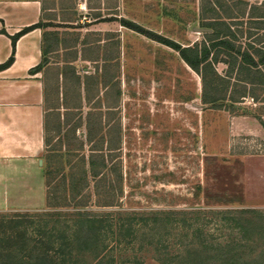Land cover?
<instances>
[{"label":"rangeland","instance_id":"obj_1","mask_svg":"<svg viewBox=\"0 0 264 264\" xmlns=\"http://www.w3.org/2000/svg\"><path fill=\"white\" fill-rule=\"evenodd\" d=\"M123 3L121 15L127 20L183 47L202 40L198 29L203 9L212 6L221 13L223 9L241 13L249 6H264V0ZM119 33L118 42H105V52L92 53L99 58L97 65H78L81 75H89L80 87L87 101H82L80 110L68 113L64 125L55 124L44 156L45 171L48 157H52L51 167L57 173L61 163L71 158L69 153L88 160L91 149L97 146L112 170L103 181L89 176L74 187L64 184L62 174L53 175L50 186L45 182L43 205L35 210H0V228L9 236L12 232L8 227L17 217L21 224L16 231L27 230L36 246L39 239L43 241L38 246L41 249L54 248L53 242L48 244L50 240L60 235L72 238L78 231V211L104 215L106 229L94 247L108 260L114 264H160L156 249L168 247L172 253L185 254L190 246L200 243L194 231L201 230L211 241L231 236L233 224L220 212L255 209L264 213V183L259 181L264 163L248 161L264 156V141L249 134L245 123L231 130L234 116L258 118L261 106L251 99L221 109L203 105L201 78L178 52L132 30L121 27ZM217 68L223 73L226 66ZM70 84L68 97L54 106H75L77 88ZM256 93L264 99V92L258 89ZM87 122H97L107 142H99L97 136V143L90 144ZM92 128L95 131V126ZM111 148L114 150L109 152ZM78 159L71 158L73 165ZM75 173L78 180L80 171ZM170 211L189 213L185 215L186 226L180 222L183 215L168 221L151 214ZM129 222H134L131 233L124 230L119 234V224ZM84 253L80 263H93L91 250Z\"/></svg>","mask_w":264,"mask_h":264},{"label":"crops","instance_id":"obj_2","mask_svg":"<svg viewBox=\"0 0 264 264\" xmlns=\"http://www.w3.org/2000/svg\"><path fill=\"white\" fill-rule=\"evenodd\" d=\"M123 2L0 0V66L13 54L11 37L42 24V28L33 29L17 40L13 63L0 71L1 211L35 210L43 205L44 156L49 136L54 132L55 124L64 125L68 113L80 110L82 101H87L80 87L89 75H81L78 65L92 62L97 65L99 58L92 53L105 52V42L111 45L118 42L121 27L130 30L121 22L127 20L121 15ZM99 69L98 66V72ZM225 70L221 73L217 68L221 75ZM71 82L74 88H79H75V106H54V102H62L65 96L68 97ZM258 89L264 92L261 86L254 89L256 100L248 97L243 101L251 99L260 104L261 112L257 116L264 123V99L256 93ZM261 121L256 116H234L231 130L239 123H245L249 134L251 132L264 141ZM252 160L264 163V156L248 158V161ZM261 173L263 179L259 181L263 184L264 173Z\"/></svg>","mask_w":264,"mask_h":264},{"label":"trees","instance_id":"obj_3","mask_svg":"<svg viewBox=\"0 0 264 264\" xmlns=\"http://www.w3.org/2000/svg\"><path fill=\"white\" fill-rule=\"evenodd\" d=\"M224 11L223 9V13H221L212 6L209 10L203 9L200 15V29L203 38L191 46L184 47L141 27L137 23L127 20L121 22L130 30L178 52L185 64L201 78L203 105L211 109H221L225 106L233 107L248 97H253L256 100L254 89L260 86L264 88L263 4L249 6L248 11L246 8L241 13L233 9ZM36 28H42V24L26 28L11 37L13 54L4 65L0 66V71L13 63L17 40ZM2 33L5 34V31L3 30ZM219 64L226 66L224 75L217 71ZM258 119L261 121L260 117ZM262 124L264 125L263 122ZM92 126H95V131ZM86 129L90 144L97 143V136L99 142L105 143L104 129L97 122L96 125L87 122ZM97 148L95 146L91 149L88 160L73 152L69 153L72 159L79 158L78 163L73 165L74 161L70 158L66 164L61 163V168L57 169V173L51 167L52 157H48L49 164L45 171L47 187L50 186L55 174H62L64 184L67 182L72 187L74 184H83L89 176L95 180L103 181L107 172L112 170V166L109 165L104 152ZM108 150L112 152L114 149ZM76 169L80 171L78 180L76 179ZM151 214L155 218L164 216L168 221H171V217L183 215L184 219L180 222L186 226L188 221L185 215L189 213L170 211ZM220 214L228 223L233 224L234 233L225 241H211L201 230H197L193 232V236L197 237L200 243L190 246L185 254L180 251L176 254L172 253L168 247H165L163 251L156 249L159 253V263L264 264V213L255 209H237L223 211ZM102 216H93L91 213L78 211L75 218V226L78 231L75 232L74 237L60 235L55 241L52 239L51 243H48L52 245L54 243V248L49 245L44 249L43 247L41 249V246L38 247L43 241L40 239L39 242L36 241V246L27 230L18 232L21 223L16 221L17 217H14L13 225L10 224L8 227V230L12 232L9 236L5 230L1 232L2 228H0V264H81L80 256L86 255L84 252L87 250H91L94 257V262L89 264H114L112 259L108 260L104 254L99 252L97 246L94 247L106 229L104 226L106 219H104V215ZM140 220L142 221L143 218ZM133 225L134 222H129L128 225L119 224V234L124 230L130 234ZM17 228L18 231H16ZM39 235L41 238L43 234L39 233ZM75 245L77 248L73 249Z\"/></svg>","mask_w":264,"mask_h":264},{"label":"water","instance_id":"obj_4","mask_svg":"<svg viewBox=\"0 0 264 264\" xmlns=\"http://www.w3.org/2000/svg\"><path fill=\"white\" fill-rule=\"evenodd\" d=\"M198 32H200V33H201V32H202V30H201V29H198Z\"/></svg>","mask_w":264,"mask_h":264}]
</instances>
